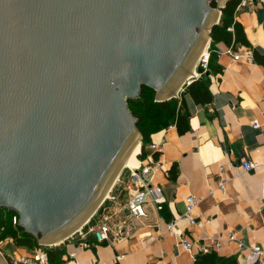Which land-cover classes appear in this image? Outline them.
Segmentation results:
<instances>
[{
	"label": "water",
	"instance_id": "95a60500",
	"mask_svg": "<svg viewBox=\"0 0 264 264\" xmlns=\"http://www.w3.org/2000/svg\"><path fill=\"white\" fill-rule=\"evenodd\" d=\"M227 1L0 0V211L39 246L84 229L140 143L127 102L179 98Z\"/></svg>",
	"mask_w": 264,
	"mask_h": 264
},
{
	"label": "crops",
	"instance_id": "0c3cea01",
	"mask_svg": "<svg viewBox=\"0 0 264 264\" xmlns=\"http://www.w3.org/2000/svg\"><path fill=\"white\" fill-rule=\"evenodd\" d=\"M247 2L236 10L234 19L251 48L237 47L236 51L242 54L247 50L252 58L235 61L225 52L227 47L218 44L216 65L222 72L209 78L211 104L196 105L185 94L190 130L179 135L175 126H170L150 136V143L160 147L158 153L149 148L150 143L144 148L145 160L152 156L156 163L149 185L161 189L165 211L150 206L144 218L131 217L125 209L117 211L119 204L124 205L128 199L125 195L122 201L119 190L104 206L119 212L116 222L120 238L98 245L86 230L83 239L77 236L68 240L63 264H193L212 240L229 233L247 246L264 250V67L254 63L252 52L254 49L264 55V0ZM254 122L259 129L252 127ZM244 161L255 163L256 169L244 171ZM173 164L178 174L170 181L168 173ZM220 168L225 191L210 194L208 185L213 186ZM190 194L200 203L194 211L197 226L181 218L184 200ZM96 220L90 227L96 225ZM170 220L176 221V230L191 239L190 251H183L176 238L164 233ZM84 241L89 248L79 247ZM15 253L23 254L18 249ZM214 253L234 257L237 264H249L247 252L242 255L236 243L223 241Z\"/></svg>",
	"mask_w": 264,
	"mask_h": 264
},
{
	"label": "trees",
	"instance_id": "16d2710c",
	"mask_svg": "<svg viewBox=\"0 0 264 264\" xmlns=\"http://www.w3.org/2000/svg\"><path fill=\"white\" fill-rule=\"evenodd\" d=\"M240 3V0L227 1V5L221 10L218 25L214 26L211 30V44L209 43V45H211V54L207 68V73H209L207 78H205L203 70L197 67L196 70L198 73L202 74L201 77L189 84L185 92L180 93L179 98L159 103L155 101V91L151 88L143 87L138 99H130L127 102L129 110L136 119L137 129L142 138V152L140 150L142 156L140 160H144L146 157L144 155V148L150 143V136L152 134L163 131L169 126H175L179 135L190 130L188 120L189 113L184 99L185 94L189 95L192 102L196 105L200 104L205 106L211 104L212 96L209 91V78L213 76V74L222 72L216 65L217 53H215V47L222 43L227 48L232 47L233 51H236L237 47L251 48L241 25L234 19V15ZM211 6L216 7V3L211 2ZM229 28H231L232 31H228ZM252 52L254 63L264 67V55H259L254 49ZM154 158L156 159L157 155L154 154ZM177 174V166L173 164L169 169V180L174 181ZM5 212L7 211H0V214ZM7 213L16 216L13 212ZM99 213L100 211H98V214ZM94 219L95 217L90 219L89 226L93 224L92 222ZM87 228L88 226H85L82 232L86 231ZM3 239H9L13 242L15 249L23 248L32 251L34 248L39 247L38 242L25 233L19 225L13 226L11 220L6 222L0 218V242ZM67 242L62 245L53 246L54 248H46L50 264H63L62 257L65 254L64 246ZM193 264H237V262L234 257L224 258L214 252H209L197 255Z\"/></svg>",
	"mask_w": 264,
	"mask_h": 264
},
{
	"label": "built area",
	"instance_id": "2783aa9c",
	"mask_svg": "<svg viewBox=\"0 0 264 264\" xmlns=\"http://www.w3.org/2000/svg\"><path fill=\"white\" fill-rule=\"evenodd\" d=\"M247 1L250 0H240V4L237 9L244 8L247 5ZM228 31H232L231 28L228 29ZM227 55L231 56L233 60L238 61V62H246L249 61L252 58V53L245 50L244 53H240L238 51H233L232 47H228L225 51ZM208 53V52H207ZM209 58H210V53L208 56L205 57H200L197 63V67H200L204 73L207 72L208 68V63H209ZM197 71V70H196ZM196 79H199L201 77V73L196 72ZM193 80V81H195ZM261 101L264 102V94L261 98ZM170 127V126H169ZM252 127L254 129H259L260 125L256 122L252 124ZM149 148L153 152H159L160 147L156 143H150ZM141 155V154H139ZM145 161H147L145 163ZM156 166V163L153 159L152 156H148L146 160H140L138 162V167L136 170H127L129 173V176L126 181H121L118 177L117 182H118V187L121 189V192H124L125 195L128 197L126 203L119 204L121 207L118 208L119 210L117 211H122L125 209L127 213L131 217H138V218H144L146 217V210L148 207H153L156 211L160 212L163 210V195L162 191L160 188L157 187H152L150 186V180L152 178V168ZM242 169L244 171L249 172L251 170H255L257 165L255 163H250V162H242L241 164ZM221 169V168H220ZM223 169L220 170V174L217 176L216 180L213 183V186L208 185L210 188L209 193L213 194L214 191L218 190L221 192L225 191V179L222 176ZM114 188V186H113ZM113 191V190H112ZM111 191V192H112ZM111 194V193H110ZM108 196L107 199L104 200V202L100 205V208L98 211L100 213L98 214V211L94 214L93 217H95L94 220H96V225L93 227L89 226V222L86 226L87 228V233L91 235L92 239L100 245L101 243H106V242H111L112 240H117L121 236V232L119 231V223L116 222L117 219V214L119 212H116V210H109L107 209L104 205L107 201H112L113 196L111 195ZM185 209L184 212L181 216V218L186 221L190 225L197 226V221L194 218V211L196 208L199 206V199L193 195L190 194L188 195L185 200ZM92 217V218H93ZM91 218V219H92ZM83 230V229H82ZM82 230L75 234L80 238H84L85 233L82 232ZM170 235H172L174 238L177 239L178 245L180 248L184 251H190L192 249V241L189 237H187L185 234H182L178 230H176V221L170 220L165 226V232ZM73 235V236H75ZM72 236V237H73ZM226 241L228 243H236L237 248L239 252L244 254V252H247V256L245 257L246 262L249 264H264V250L258 248L257 246L251 245L247 246L245 245L242 241H240L235 234H226L223 237H220L216 240H212L210 247L209 248H204L203 252H208V249H211L212 252H218L221 248L222 242ZM52 247V246H51ZM51 247H45V246H39L38 248L34 249V252L30 254H18L16 255L15 252L12 253V255L7 254L5 251L0 249V256L2 259H4L6 264H50V260L47 256L46 253V248H51ZM79 247L84 249V248H89L90 244L88 242H83L79 244Z\"/></svg>",
	"mask_w": 264,
	"mask_h": 264
},
{
	"label": "rangeland",
	"instance_id": "374dc122",
	"mask_svg": "<svg viewBox=\"0 0 264 264\" xmlns=\"http://www.w3.org/2000/svg\"><path fill=\"white\" fill-rule=\"evenodd\" d=\"M213 8H215V7H213ZM210 44H211V42H210ZM211 49V45H209L208 47H207V49H206V54H208V53H210V50ZM208 52V53H207ZM211 54V53H210ZM200 68V67H199ZM201 69V68H200ZM202 70V69H201ZM140 146H141V152H142V138L140 139ZM146 147V146H145ZM140 152V151H139ZM139 152H138V154H139ZM140 152V154H142ZM138 154H137V156H136V158H135V160L133 161V163H132V165H131V168H132V166L137 162V161H139V159H140V157L142 156V155H139V157H138ZM127 169V168H126ZM126 169H123L121 172V176H120V180L121 181H126L127 180V178H128V176H129V173L127 172V170ZM112 192L110 191V196L111 195H116V193H118L119 192V190H121V189H119V187H118V182L116 181V183H115V185H114V188H112ZM122 196H124V192H122V194H121ZM123 199L124 198H121V200L123 201ZM0 218H2L4 221H6V222H8L9 220H11L12 221V223H13V226H15V225H17V223H18V216L16 215H9V213H7V212H5V213H2V214H0ZM77 238V235H75V236H73V237H70V238H68L67 239V241L68 240H72V239H76ZM38 248V247H37ZM52 248H54L53 246H52ZM0 249H2L3 251H5L7 254H10V255H12V253L13 252H16L17 251V249L19 250V251H22V253H27V254H30V253H32V252H34V250H32V251H28V250H25V249H23V248H17V249H15L14 248V245H13V242H11L9 239H3V240H1V242H0ZM35 249V248H34Z\"/></svg>",
	"mask_w": 264,
	"mask_h": 264
},
{
	"label": "bare ground",
	"instance_id": "6f19581e",
	"mask_svg": "<svg viewBox=\"0 0 264 264\" xmlns=\"http://www.w3.org/2000/svg\"><path fill=\"white\" fill-rule=\"evenodd\" d=\"M209 46V43H207L206 45H204L203 47H202V49L200 50V52H199V56H198V59H199V57L200 56H202V57H205V56H208V54H206L205 52H206V49H207V47ZM198 59H197V63H198ZM197 72V71H196ZM196 72L193 70L192 71V73L193 74H196ZM191 78H194L195 79V76H193V75H191ZM190 78V79H191ZM193 79V80H194ZM141 150V146H140V143H139V141L137 140L135 143H134V145L131 147V150L127 153V155H126V157H125V159L123 160V162L121 163V171L123 170V169H128V170H136V168L138 167V162L139 161H137V163H136V165H133L132 166V168H131V165H132V163H133V161L135 160V158H136V156H137V154H138V152ZM116 181H117V178H116V180L114 181V183H116ZM110 190H111V186L110 187H108V191H107V193H106V196H105V199H107L108 198V196H109V193H110ZM57 245H59L58 243H56V244H53L52 246H57Z\"/></svg>",
	"mask_w": 264,
	"mask_h": 264
}]
</instances>
